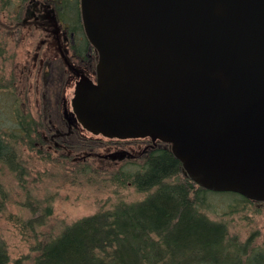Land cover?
Returning <instances> with one entry per match:
<instances>
[{
    "label": "water",
    "instance_id": "water-1",
    "mask_svg": "<svg viewBox=\"0 0 264 264\" xmlns=\"http://www.w3.org/2000/svg\"><path fill=\"white\" fill-rule=\"evenodd\" d=\"M97 79L68 96L106 138L170 144L214 192L264 202V0H81Z\"/></svg>",
    "mask_w": 264,
    "mask_h": 264
},
{
    "label": "trees",
    "instance_id": "trees-1",
    "mask_svg": "<svg viewBox=\"0 0 264 264\" xmlns=\"http://www.w3.org/2000/svg\"><path fill=\"white\" fill-rule=\"evenodd\" d=\"M63 6L69 11L72 29L83 33L79 0H64ZM48 124L20 115L10 132L0 129V164L17 174L24 205L34 214L24 218L9 212L8 218L37 251L34 256L13 259L7 244L0 241V264H264V248L248 251L229 235L226 223L209 218L203 211L210 194L251 200L235 192H214L199 186L185 174L169 147L154 149L143 164L127 162L115 170L76 162L75 183L111 195L120 188H134L145 197L136 201L119 197L91 215L50 224L52 208L41 206L47 200L35 196V188L25 178L31 171L25 170L21 158L23 144L32 148L40 125L46 128ZM61 176L65 180L69 174L63 171ZM7 200L9 196L0 190V214L6 212ZM46 226L47 230H41Z\"/></svg>",
    "mask_w": 264,
    "mask_h": 264
},
{
    "label": "rangeland",
    "instance_id": "rangeland-1",
    "mask_svg": "<svg viewBox=\"0 0 264 264\" xmlns=\"http://www.w3.org/2000/svg\"><path fill=\"white\" fill-rule=\"evenodd\" d=\"M15 2L19 3L14 5ZM22 2L0 0V129L7 132L19 122L20 115H27L28 121L32 118L35 122V119L44 120L45 114L50 113L49 118L58 120L55 103L67 98L73 91L76 80L75 75L67 68L64 69V77L57 69L54 75L50 73V62L55 64L56 59L60 60L55 36L56 10L53 1ZM59 35L63 50L70 57V38L65 32L60 31ZM75 63L92 77L95 76L93 69ZM56 64L59 68L60 62ZM46 65L49 68L44 73ZM54 124L58 128L63 125L62 122ZM44 130L40 125L39 133L44 134ZM85 135L89 136L86 132ZM43 136L33 137L32 148L26 142L22 143L21 158L25 170L31 171L25 178L31 188H35V196L42 201L47 200L41 206L49 205L52 208L50 224L70 223L91 215L101 206L109 207L119 197H124L127 201L145 197V194L134 188H120L118 193L111 195L95 191L85 184L75 183L73 164L85 162H78L73 153L59 152L62 153L61 156L53 150L41 148ZM115 146L114 141L108 143L104 149H96L85 164L105 171L119 168L125 161L111 157L102 158L104 154L113 153ZM125 147L138 154L143 149V144L131 143ZM143 160L137 161L138 164H142ZM63 171L69 174L65 180L61 176ZM18 181L15 172L0 164V190L9 196V201H6L7 210L0 214V241L7 244L13 259L24 254H37L20 234L18 227L8 218L9 212L24 218L34 215L24 205V194L21 193ZM208 199L209 205L203 209L204 213L213 220L226 223L229 235L236 242L246 245L248 251L264 248V203L243 201L232 194H210ZM47 229L48 226L41 227V230Z\"/></svg>",
    "mask_w": 264,
    "mask_h": 264
},
{
    "label": "flooded vegetation",
    "instance_id": "flooded-vegetation-1",
    "mask_svg": "<svg viewBox=\"0 0 264 264\" xmlns=\"http://www.w3.org/2000/svg\"><path fill=\"white\" fill-rule=\"evenodd\" d=\"M27 0H23L22 3H25ZM53 1L56 17L55 19V33L56 40L59 47L60 60L56 59L54 62L59 64V68H57V64H53L50 62V68L48 65L44 67V73L50 69V73L54 75L55 69L61 72V76L64 77L66 68L71 71L75 77V85L81 76H88L93 81L97 79V62H98V51L95 47L90 43L87 34L85 32V28L83 25L82 14H81V0H79V8H80V16L82 22L83 33L77 34L71 26V19L68 17L69 11L63 6L64 0H50ZM32 2V0H31ZM65 32L70 38V49L72 54L70 57H67L66 53L62 47V40L60 38L59 33ZM78 64L87 66L88 68L93 69L94 77L90 74L86 73L83 68L77 67L75 65ZM62 65V66H61ZM64 67V68H63ZM65 69V70H64ZM63 71V72H62ZM62 80V79H61ZM74 85V88H75ZM74 90V89H73ZM73 92V91H72ZM71 92V93H72ZM70 93V94H71ZM69 94V95H70ZM68 95V96H69ZM67 98L61 99L55 103L56 111L58 112L57 117L58 120H54L53 118H49V114H45L44 120L35 119V122H49L48 127L45 128L44 134H40V136L44 137L43 141H41V148L53 150L55 153H73L74 158L79 160L78 162H85L89 157L93 155V151L96 149H104L108 146V143L115 141L116 149L113 153H108L102 155L103 157H111L113 159H119L121 161L132 162L137 164L139 160L146 159V157L156 148L161 147H170V144L164 143L160 140H152L149 137L144 138H129V139H118V138H106L101 135H94L93 133L86 130L76 114L71 110L69 101ZM54 122H62V128H58ZM66 126V129H65ZM85 132L89 134V136L85 135ZM93 136H91V135ZM131 143L143 144V149L137 154L135 152H131L127 150L125 146L130 145ZM62 153H59L62 156ZM65 155V154H63ZM66 156V155H65ZM144 160L142 164L144 163ZM123 163V165H124ZM122 166V165H121ZM119 166V167H121ZM251 203H264L259 201H252Z\"/></svg>",
    "mask_w": 264,
    "mask_h": 264
}]
</instances>
